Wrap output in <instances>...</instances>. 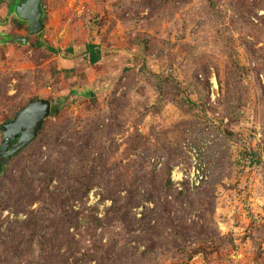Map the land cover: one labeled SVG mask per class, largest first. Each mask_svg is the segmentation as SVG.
Masks as SVG:
<instances>
[{
    "label": "rangeland",
    "instance_id": "rangeland-1",
    "mask_svg": "<svg viewBox=\"0 0 264 264\" xmlns=\"http://www.w3.org/2000/svg\"><path fill=\"white\" fill-rule=\"evenodd\" d=\"M41 9L0 0V127L56 110L0 167V264H264V0Z\"/></svg>",
    "mask_w": 264,
    "mask_h": 264
},
{
    "label": "water",
    "instance_id": "water-1",
    "mask_svg": "<svg viewBox=\"0 0 264 264\" xmlns=\"http://www.w3.org/2000/svg\"><path fill=\"white\" fill-rule=\"evenodd\" d=\"M18 2L15 13L18 19L27 23L29 35H37L43 28L42 0H8ZM26 43V39L21 40ZM51 103L45 100L30 102L14 119L1 126L0 167L10 157L32 142L38 135L44 121L50 116ZM15 141L14 144L12 142Z\"/></svg>",
    "mask_w": 264,
    "mask_h": 264
},
{
    "label": "trees",
    "instance_id": "trees-1",
    "mask_svg": "<svg viewBox=\"0 0 264 264\" xmlns=\"http://www.w3.org/2000/svg\"><path fill=\"white\" fill-rule=\"evenodd\" d=\"M11 3L15 7L18 5V2H11ZM21 22H23V21H21ZM48 51L52 52V49L49 48ZM66 52L69 53V54L72 53L71 49H68ZM85 54L88 57L87 60H88V63L90 65H94V64H96V63H98L100 61V58H101L100 52L98 51V49L96 48L95 45L87 44L85 46ZM55 112H56L55 108L53 106H51L50 115H53ZM0 130H2L1 127H0ZM170 181H171V178H170Z\"/></svg>",
    "mask_w": 264,
    "mask_h": 264
},
{
    "label": "built area",
    "instance_id": "built-area-1",
    "mask_svg": "<svg viewBox=\"0 0 264 264\" xmlns=\"http://www.w3.org/2000/svg\"><path fill=\"white\" fill-rule=\"evenodd\" d=\"M171 181L172 182H175V183H181V182H183L182 180L176 181V180L173 179V177H171ZM189 184H190V187L191 188L197 187L199 185V181H190Z\"/></svg>",
    "mask_w": 264,
    "mask_h": 264
},
{
    "label": "flooded vegetation",
    "instance_id": "flooded-vegetation-1",
    "mask_svg": "<svg viewBox=\"0 0 264 264\" xmlns=\"http://www.w3.org/2000/svg\"><path fill=\"white\" fill-rule=\"evenodd\" d=\"M14 143H15V141L12 142V144H14Z\"/></svg>",
    "mask_w": 264,
    "mask_h": 264
}]
</instances>
